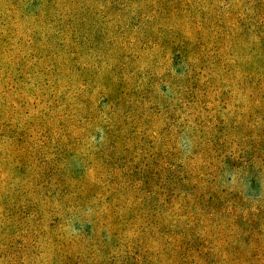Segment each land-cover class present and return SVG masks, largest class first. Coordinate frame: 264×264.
<instances>
[{
	"label": "rangeland",
	"instance_id": "obj_1",
	"mask_svg": "<svg viewBox=\"0 0 264 264\" xmlns=\"http://www.w3.org/2000/svg\"><path fill=\"white\" fill-rule=\"evenodd\" d=\"M0 264H264V0H0Z\"/></svg>",
	"mask_w": 264,
	"mask_h": 264
}]
</instances>
